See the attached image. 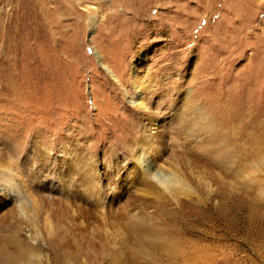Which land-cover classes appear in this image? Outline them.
Masks as SVG:
<instances>
[{"label":"rangeland","instance_id":"rangeland-1","mask_svg":"<svg viewBox=\"0 0 264 264\" xmlns=\"http://www.w3.org/2000/svg\"><path fill=\"white\" fill-rule=\"evenodd\" d=\"M0 193V264H264V0H0Z\"/></svg>","mask_w":264,"mask_h":264},{"label":"bare ground","instance_id":"bare-ground-1","mask_svg":"<svg viewBox=\"0 0 264 264\" xmlns=\"http://www.w3.org/2000/svg\"><path fill=\"white\" fill-rule=\"evenodd\" d=\"M143 99L141 98V100H139V103L137 104L138 106L141 107V109L143 110V112L145 114H149L150 113V110L145 106V104L143 103L142 101ZM154 117V116H153ZM162 117V116H161ZM156 119V118H155ZM160 122H164L162 121L160 118H159ZM153 127L154 129H157V128H160L159 125L161 124L160 122H157V121H153ZM152 131V130H151ZM154 131H157V130H154ZM151 133H155V132H151ZM148 134V133H147ZM155 135V134H153ZM151 137V136H150ZM154 143V141L152 142ZM149 144V143H148ZM143 146V145H142ZM150 146V145H149ZM154 146V145H153ZM152 147V146H151ZM144 148V147H143ZM148 149V148H147ZM154 149V148H152ZM151 149V150H152ZM156 149V148H155ZM143 152V151H142ZM148 152V151H147ZM143 153H146V152H143ZM140 154V153H139ZM146 156V155H145ZM138 158V157H137ZM140 158V157H139ZM138 158V159H139ZM141 160L142 157H141ZM27 161V160H26ZM140 162V160H139ZM146 162V161H145ZM32 164V163H31ZM68 165V164H67ZM72 168V167H71ZM151 168V167H150ZM144 169V168H143ZM61 170V169H60ZM63 170V169H62ZM47 171V170H46ZM35 172V171H33ZM62 172V171H61ZM39 173V172H38ZM37 173V174H38ZM63 173V172H62ZM65 173V172H64ZM68 173V172H67ZM73 173V172H72ZM57 175V174H56ZM68 176H69V173H68ZM31 177V176H30ZM71 177V176H70ZM34 179V178H33ZM42 179L46 180V183L45 181H42ZM51 179V181H50ZM162 179V178H161ZM61 180V179H60ZM165 181V180H164ZM55 182V181H54ZM158 182V181H157ZM166 182V181H165ZM159 183V182H158ZM161 183V182H160ZM36 184V183H34ZM38 184H39V187L41 189V192H52L53 191H56L57 190V186L55 183H53V180L50 176L48 177H45L43 176L39 181H38ZM37 184V185H38ZM170 184V183H169ZM179 184V183H178ZM162 186L164 188H170L168 183H163ZM178 188V186H176ZM176 188V189H177ZM52 189V190H51ZM60 190V189H59ZM180 190V189H178ZM62 191V190H61ZM177 191V190H176ZM9 192H13L11 190H9ZM178 192V191H177ZM174 195V194H173ZM2 196H4L2 193H0V210H2L4 207L8 206L9 204V201L8 199H4ZM8 196V195H7ZM15 197V196H14ZM16 198V197H15ZM12 199V197H11ZM17 210H18V213L17 212H11L10 214H4L3 216L0 217V225L1 223L4 221V219H8L9 217H12V218H15V216H18V215H21L23 217H25L24 219H27V212H26V208L24 206V204H18V207H17ZM6 219V220H7ZM22 219V218H21ZM2 226V225H1ZM1 226H0V260L4 259L7 255H8V248H7V245L9 244H12L14 246V249H16L19 253H20V256H24V254H22L23 250H21V244L23 243V241L16 237V236H11V234H4V232L2 231L1 229ZM6 226V225H5ZM30 251H32V249H28ZM11 256H7L6 259H10Z\"/></svg>","mask_w":264,"mask_h":264}]
</instances>
